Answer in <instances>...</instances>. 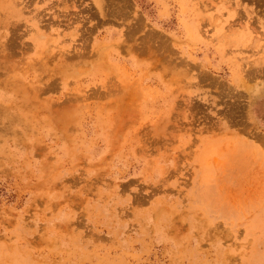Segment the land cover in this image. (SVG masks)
Masks as SVG:
<instances>
[{
  "label": "rangeland",
  "instance_id": "374dc122",
  "mask_svg": "<svg viewBox=\"0 0 264 264\" xmlns=\"http://www.w3.org/2000/svg\"><path fill=\"white\" fill-rule=\"evenodd\" d=\"M264 0H0V264H264Z\"/></svg>",
  "mask_w": 264,
  "mask_h": 264
},
{
  "label": "bare ground",
  "instance_id": "6f19581e",
  "mask_svg": "<svg viewBox=\"0 0 264 264\" xmlns=\"http://www.w3.org/2000/svg\"><path fill=\"white\" fill-rule=\"evenodd\" d=\"M262 109H263V113H264V102H263V105H262Z\"/></svg>",
  "mask_w": 264,
  "mask_h": 264
}]
</instances>
